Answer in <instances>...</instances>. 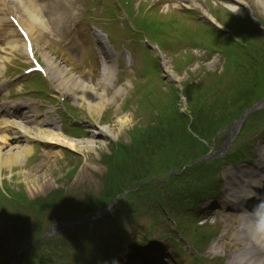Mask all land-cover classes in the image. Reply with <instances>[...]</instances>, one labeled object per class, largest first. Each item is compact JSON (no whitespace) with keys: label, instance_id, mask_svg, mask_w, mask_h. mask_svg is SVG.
<instances>
[{"label":"rangeland","instance_id":"rangeland-1","mask_svg":"<svg viewBox=\"0 0 264 264\" xmlns=\"http://www.w3.org/2000/svg\"><path fill=\"white\" fill-rule=\"evenodd\" d=\"M149 18L153 21V24L159 25L168 19H177V15L174 12H170L166 16H162V18L157 15L149 16ZM183 23L186 24L185 22ZM178 24L181 25V23ZM165 38L168 39V37ZM2 48L4 47H1L0 49ZM220 65L221 63H212L207 69L206 67L204 68L208 73H212L219 71L221 68ZM187 70H189V74L183 72L179 75V79L175 80L179 83L178 85L190 80V78L195 77L198 79L199 77L198 80H201L202 84L204 83L205 86V78L207 75L205 72L204 74L203 72H199L200 66L192 64ZM198 80H196V82H198ZM209 89L210 88H208L207 92ZM130 90L131 86L128 87L127 92ZM119 95L120 94L117 95V100H115L114 97L113 102H111L107 109L103 110L98 116L90 117L88 112L81 109V112L87 119L96 121L95 124L97 127L99 129H104L108 133L110 140L103 139L98 136L84 140L85 142L92 140V142L80 147L81 149L79 148L83 152L78 150L76 151L83 156H79L74 153L71 154L58 147H49V149L44 151L41 159L36 162L26 160L23 163L20 161L16 165L12 164L11 166L2 167L0 170V196H2V198L0 197V204L9 202L10 199L15 196L19 198L25 196L28 200L32 201L34 199L44 201L56 194L59 198L54 205H44L45 211L44 213H41V215H43L44 225L49 222V218L53 213L59 218L57 221L73 222L75 217H81L80 214H83L86 210L97 209L94 208L97 202V196L101 191H104V189L102 190V187H104V174L107 164V161L104 158L109 156V154L113 153L115 150L112 147L113 144L116 145L121 141L125 143L128 142L130 136H128V134H130V132L136 133V130L140 129L144 125L149 114L147 112L143 114L141 110H135V105L128 108L127 112H123L121 109L123 98H118ZM200 106L205 107V113L210 112L212 114V123L216 128L219 127L223 121H216L217 118L216 116L213 117L214 114L221 112L218 116H224L233 111L232 109L239 108L236 104H231L229 106L228 102L226 104L224 102L219 104L214 102L212 105L209 103L206 104L205 100L203 101V104H200ZM138 115H140V119H137ZM124 119L126 120L125 123L120 122V120ZM229 131L230 128L218 136L219 143L217 144H219V146L226 143L225 138L227 137ZM257 131L258 130L254 133L252 132L251 137H253ZM237 137L238 135H236L232 142H229L226 149L221 151L223 153L228 151L235 143L233 141H235ZM89 145L92 146V149L88 147ZM119 158H121L119 166H115V168L110 172L111 178H123L130 181L131 175L128 174V170L131 169L132 162L130 159L126 158V156ZM112 179H109V182L105 186H110V181ZM35 209L38 214L39 208L35 207ZM88 217L90 216L86 215L83 218L86 219ZM222 218L224 217H221L220 220H222ZM146 220L129 225L128 231L132 232L133 236L136 235L135 233L141 234L142 230H144L149 222L148 218H146ZM220 220L217 219V221H219L218 223H220ZM80 222L81 221L78 223ZM68 224L69 228L66 235L71 236L70 229L72 225L77 224L75 222H70ZM218 225L220 226L221 233L207 245L205 248V255L208 259L215 261L217 264H222V262L225 264L226 261L231 258L230 256H233V248L237 247V237H241L244 234L235 232L237 231L234 228L235 226H230L227 220L226 222L223 220L222 223ZM77 226H79V224ZM1 228L2 226L0 227V230ZM179 250H181L180 246L177 248L172 247L169 248L168 252L172 257H181ZM237 258L238 261L242 260L240 257ZM171 259L172 258H170V261H172ZM0 264H3V262L0 261ZM258 264H264V262L261 261L260 263L258 262Z\"/></svg>","mask_w":264,"mask_h":264},{"label":"bare ground","instance_id":"bare-ground-1","mask_svg":"<svg viewBox=\"0 0 264 264\" xmlns=\"http://www.w3.org/2000/svg\"><path fill=\"white\" fill-rule=\"evenodd\" d=\"M25 12L27 16L19 14L18 17L21 25L23 27L25 26V29L28 31L34 45H37L39 40L47 42L49 35L46 32V26H49L50 22L52 24V21H54L58 15L55 13V16H50L48 22H45L34 7H31L30 5L25 6ZM7 45L10 51L7 54L8 56L13 55V53L25 55V46L20 40H17L15 44L7 42ZM43 59L46 60V58ZM7 60L8 58L6 56L4 57V53L0 51V66ZM54 78L58 79V83H60L59 87H61V89L65 90L67 94L73 95L78 102V105L85 109L90 117L98 116L103 110L107 109L112 101L111 98H106L103 90L86 85L79 80H75L73 77L69 76L65 70H58L54 75ZM124 120H120V122L125 123L126 120ZM17 130L19 131L20 128L14 125H9L8 122L4 120H0V170L4 166H11L12 164L16 165L24 157L30 154L31 147H28L27 144L9 147L6 143L5 140L7 139L8 134L16 133ZM21 133L27 134V141L32 139L30 133L28 134L27 131L21 130ZM32 135L35 140L58 146H66L72 150L77 146L73 140L71 141L63 136L61 137L60 134L49 130H37L36 133H32ZM230 189H232V187ZM78 219L79 218L75 220ZM64 225L65 224H63L62 227H64ZM235 256L240 257L242 260L238 261V258ZM262 260H264V247H258L249 239V237H245L241 244L235 249V254L231 257L228 264H258V262L260 263Z\"/></svg>","mask_w":264,"mask_h":264},{"label":"clouds","instance_id":"clouds-1","mask_svg":"<svg viewBox=\"0 0 264 264\" xmlns=\"http://www.w3.org/2000/svg\"><path fill=\"white\" fill-rule=\"evenodd\" d=\"M255 192L252 196H256ZM245 229L249 239L258 247H264V199L254 206L251 211L244 210Z\"/></svg>","mask_w":264,"mask_h":264}]
</instances>
